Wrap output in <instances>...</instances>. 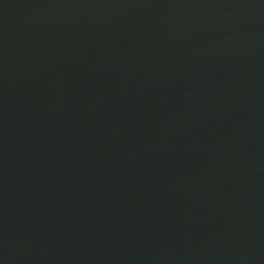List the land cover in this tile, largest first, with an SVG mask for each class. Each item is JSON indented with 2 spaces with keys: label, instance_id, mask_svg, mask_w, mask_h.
I'll list each match as a JSON object with an SVG mask.
<instances>
[{
  "label": "water",
  "instance_id": "95a60500",
  "mask_svg": "<svg viewBox=\"0 0 264 264\" xmlns=\"http://www.w3.org/2000/svg\"><path fill=\"white\" fill-rule=\"evenodd\" d=\"M0 264H264V0H0Z\"/></svg>",
  "mask_w": 264,
  "mask_h": 264
}]
</instances>
